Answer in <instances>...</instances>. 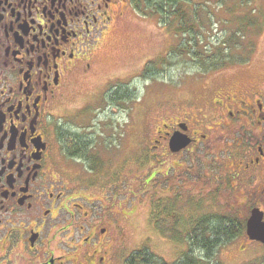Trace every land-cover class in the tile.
<instances>
[{"label": "flooded vegetation", "instance_id": "obj_1", "mask_svg": "<svg viewBox=\"0 0 264 264\" xmlns=\"http://www.w3.org/2000/svg\"><path fill=\"white\" fill-rule=\"evenodd\" d=\"M128 13L144 16L132 0H0V264H130L122 226L130 214L115 212L122 194L68 170L85 161L66 136L94 144L67 127L75 120L87 125L80 122L86 106L67 122L57 114L75 81L96 71L102 42ZM249 65L221 70L204 86V96L217 93L207 106L212 118L192 112L165 123L156 140L169 145L175 132L187 134L192 142L181 153L200 141L198 130L208 140L215 127H231L237 142L226 154L234 167L229 176L255 197L246 225L254 209L264 221V84L228 85Z\"/></svg>", "mask_w": 264, "mask_h": 264}, {"label": "rangeland", "instance_id": "obj_2", "mask_svg": "<svg viewBox=\"0 0 264 264\" xmlns=\"http://www.w3.org/2000/svg\"><path fill=\"white\" fill-rule=\"evenodd\" d=\"M241 1L249 4L242 6ZM211 7H214L211 28L205 38L200 36L204 42L194 51L198 48L203 52L205 48L216 53L215 46L219 48L227 42L229 53L239 57L241 54L247 62L205 71L192 56L178 50L182 44L188 49L190 39L169 29L156 15L138 18L128 13L121 28L102 42L95 60L96 71L75 81L57 109L58 117L63 116L67 122L74 118L78 108L86 106L87 113L80 122L87 125L79 126L75 120V124L67 127L93 139L91 156H99L102 168L92 172L88 161H72L68 170L74 179L91 178L96 180L97 187L108 184L111 191L122 194L123 205L116 204L115 212L130 214L128 221L123 219L126 222L122 226L124 245L131 258L135 252L146 250L171 264L188 248L187 243L169 240L153 228L150 212L157 199L165 200L179 193L187 205V199L192 198L195 206L200 204L198 210L192 209L196 218L206 213H233L244 219L250 214L255 197L248 194L253 189L241 188L239 181L229 176L234 167L226 154L236 149L233 145L237 142L231 127L227 130L215 127L208 140L200 136L204 130H198L196 137L200 141L181 153H172L166 140L156 141L161 139L165 123L184 121L192 112L212 118V113L206 114L207 106L217 93L212 91L204 96L203 88L211 84L219 71L250 64L240 77L235 75L228 88L243 90L252 83L264 84V0H213ZM249 13L256 25L253 24L246 39H241L240 25L244 20L248 23L253 20ZM234 46L239 50H234ZM104 84L106 94L102 91ZM124 91H128L129 97L125 93V100L113 102ZM59 122L64 124V120ZM98 192L99 198H103L100 188ZM183 203V209L174 211V216L178 212L186 214L185 208L189 207ZM217 262L264 264V244L250 240L244 232L220 248L212 264Z\"/></svg>", "mask_w": 264, "mask_h": 264}, {"label": "trees", "instance_id": "obj_3", "mask_svg": "<svg viewBox=\"0 0 264 264\" xmlns=\"http://www.w3.org/2000/svg\"><path fill=\"white\" fill-rule=\"evenodd\" d=\"M212 1L213 0H132V3L139 13L145 16H158L160 21L169 29L180 33L182 37L190 39L188 49L182 44V46H178V50L192 56L194 62H196L201 69L205 71L219 70L227 66V64L239 65L242 64V62H247L241 54L239 57L238 54L232 55L229 53L230 48H226L225 46L227 42H224V46L222 47L219 46V48H217V46H215L214 49H217L216 53H214V50L210 52L205 48H203V52L198 51L200 44L204 42L201 39L202 36H204V38L206 37L205 35L208 33V29L211 28L210 24L212 20H214V7L213 9L211 7ZM222 1L224 2V0ZM241 2L242 6H246L245 3L249 4V2ZM250 18H252L251 15ZM252 19L254 21L250 20V23H248L247 20H244L242 25H240V27H243V32H240L241 34L238 33L241 39H246L253 24L254 26L256 25L255 19ZM223 21L229 22L228 19H223ZM196 47H198L197 51H194ZM233 49L239 50V48L235 46ZM204 53L207 55L206 57H204ZM209 54L210 56H208ZM126 93H128V91H126ZM125 95L127 96V94L124 93L120 97L114 98L113 102L125 100ZM66 139L70 151L73 154L76 153V155H80L84 161H88L91 164L90 169L92 172L101 170L103 161L101 162L99 156H91V149L93 146L90 148V143L79 139L76 134H69L66 136ZM86 170L89 172V169ZM112 178H115L114 175ZM179 195L178 193L175 194V196H170L171 198L165 200L157 199L153 202L152 211L150 212V220L153 223V228L169 240L177 243H187L188 248L181 258L171 264H212L220 248L228 245L244 234L246 230L245 220L237 218L233 213H206L196 218L194 216V210H198L200 204L195 206L192 198H189L187 199L186 205ZM182 203L189 207L185 208L186 214L184 215L183 212H178L177 215L174 216V211H181L183 209ZM130 264L169 263L143 250L133 254ZM216 264L220 263L217 262Z\"/></svg>", "mask_w": 264, "mask_h": 264}, {"label": "water", "instance_id": "obj_4", "mask_svg": "<svg viewBox=\"0 0 264 264\" xmlns=\"http://www.w3.org/2000/svg\"><path fill=\"white\" fill-rule=\"evenodd\" d=\"M183 130H187L185 124H181ZM192 142V139L181 131L175 132L169 142L170 150L177 153L187 148ZM246 233L250 240L258 241L264 244V221L263 214L258 209L251 212V216L247 221Z\"/></svg>", "mask_w": 264, "mask_h": 264}]
</instances>
